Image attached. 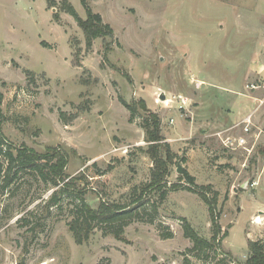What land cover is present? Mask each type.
I'll list each match as a JSON object with an SVG mask.
<instances>
[{
	"label": "rangeland",
	"instance_id": "rangeland-1",
	"mask_svg": "<svg viewBox=\"0 0 264 264\" xmlns=\"http://www.w3.org/2000/svg\"><path fill=\"white\" fill-rule=\"evenodd\" d=\"M69 1L85 18L80 1ZM87 1L113 29L89 49L73 17L59 11V0L52 8L45 0H0L2 131L17 146L66 152V173H86L91 206L100 199L126 202L152 166L151 142L138 117L129 121L120 99L136 102L141 115L160 118L175 154L168 176L174 189L153 223L132 221L121 239L97 229L77 244L67 225L70 199L47 214L52 189L26 175L17 195L2 197L0 264H183L185 257L204 264L219 258L214 250H189L180 218L210 239L211 217L206 201L180 180L178 162L216 197L222 253L230 264L244 262L249 241L264 242V0ZM179 94L186 107H179ZM241 135L246 142L238 145ZM158 224L173 236L162 238Z\"/></svg>",
	"mask_w": 264,
	"mask_h": 264
},
{
	"label": "trees",
	"instance_id": "trees-1",
	"mask_svg": "<svg viewBox=\"0 0 264 264\" xmlns=\"http://www.w3.org/2000/svg\"><path fill=\"white\" fill-rule=\"evenodd\" d=\"M85 11V18H82L70 3L69 0H59V11L71 15L82 30L86 47L91 48L93 41L97 38L112 37L113 29L102 19V16L93 11L87 0H79ZM48 8L57 7L56 0H45ZM54 19H58V12L53 14ZM48 46L46 42H41ZM30 73V72H28ZM124 76L132 81L129 74ZM3 95L0 92V215L3 208L2 197L9 195L14 197L18 189L28 182L26 175L34 177L38 182L45 185V189L51 190L49 196L45 198L46 213H50L53 207L64 209V198H69L68 205L69 218L67 225L77 244H82L89 240L95 230H100L102 234L112 235L116 239H121L125 227L132 221H146L153 223L158 216V208L166 199L170 190L174 189L169 183L170 164L173 162L175 154L171 151L170 145L165 141L160 130V118L156 114L143 116L138 111L136 102L128 103L120 99L122 105L129 111V121L135 117L140 119L139 125L145 132V139L151 142L146 150L152 166L150 175L146 182L133 186L129 192L126 202L100 199L97 207H93L86 199V193L90 188L85 172L80 171L69 176L66 173L68 155L66 152L57 151L53 147H46L43 152H38L25 144L17 146L2 131V124L5 115L2 112ZM143 102V101H142ZM144 103V102H143ZM63 112L60 114L62 115ZM92 166H96L93 162ZM106 173V170L96 169L97 175ZM186 184V189L194 191L206 201L211 217V237L200 235L191 223L184 217L180 218L183 235L188 238L192 247L191 252L197 251H217L219 258L207 261L204 264H230L228 254L222 253L220 234L221 225L218 222V212L216 210V197L209 198L207 192L203 191L209 186H198L194 177L187 171L180 176ZM152 196V197H151ZM31 200V199H30ZM71 204V205H70ZM32 212V211H28ZM25 219V218H23ZM162 224L157 228L162 238H171L173 232L166 226V230H160ZM249 251L247 259L238 264H264V242L249 241ZM225 256H224V255ZM183 264H194L185 257Z\"/></svg>",
	"mask_w": 264,
	"mask_h": 264
},
{
	"label": "built area",
	"instance_id": "built-area-1",
	"mask_svg": "<svg viewBox=\"0 0 264 264\" xmlns=\"http://www.w3.org/2000/svg\"><path fill=\"white\" fill-rule=\"evenodd\" d=\"M178 102L180 103L179 104V107H186V102H187V98L186 97H183L182 95H177L176 96ZM170 122H173V119H170ZM244 126H243V133L247 134L249 131H250V126L248 124V120H244ZM230 141V140H228ZM236 142L238 145H243L245 142H246V137L244 135H241L239 136L237 139H236Z\"/></svg>",
	"mask_w": 264,
	"mask_h": 264
},
{
	"label": "water",
	"instance_id": "water-1",
	"mask_svg": "<svg viewBox=\"0 0 264 264\" xmlns=\"http://www.w3.org/2000/svg\"><path fill=\"white\" fill-rule=\"evenodd\" d=\"M160 97H161V99H164V95H161ZM183 171H184V170H183V168H182L180 162H178V163H177L176 172L179 173V174H182Z\"/></svg>",
	"mask_w": 264,
	"mask_h": 264
},
{
	"label": "bare ground",
	"instance_id": "bare-ground-1",
	"mask_svg": "<svg viewBox=\"0 0 264 264\" xmlns=\"http://www.w3.org/2000/svg\"><path fill=\"white\" fill-rule=\"evenodd\" d=\"M257 221V220H256Z\"/></svg>",
	"mask_w": 264,
	"mask_h": 264
}]
</instances>
